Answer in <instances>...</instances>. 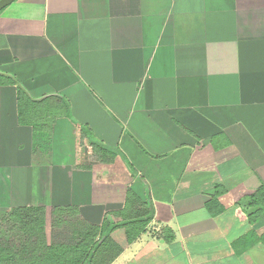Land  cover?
I'll return each instance as SVG.
<instances>
[{"label": "crops", "instance_id": "obj_1", "mask_svg": "<svg viewBox=\"0 0 264 264\" xmlns=\"http://www.w3.org/2000/svg\"><path fill=\"white\" fill-rule=\"evenodd\" d=\"M0 73V213L118 226L115 166L153 215L110 264H264V0H15Z\"/></svg>", "mask_w": 264, "mask_h": 264}, {"label": "trees", "instance_id": "obj_2", "mask_svg": "<svg viewBox=\"0 0 264 264\" xmlns=\"http://www.w3.org/2000/svg\"><path fill=\"white\" fill-rule=\"evenodd\" d=\"M9 81L18 86L19 92L24 94L19 83L13 77L9 78ZM64 102L68 109L67 102ZM80 130L82 137L90 135L88 128L81 126ZM43 139V142L41 139L39 142L34 140V148L39 146L44 151V147H48V140ZM90 144L96 155L108 154L111 157L120 155L117 150L106 148L95 141L91 135ZM131 171L132 175H136L132 168ZM259 197L260 195H258ZM251 199L253 200L252 205L257 207L259 205L257 196H253ZM131 204L139 205L142 210L139 209L134 214L128 213L127 209L131 208ZM60 213L62 214V211ZM116 215L122 220L118 226H110L106 222L100 226H92L79 220H64L62 218V225L68 221L67 232L61 236L63 237L62 241L50 243L45 235L44 209L22 207L11 210L12 221L21 222L23 220L25 222L28 229L27 237L30 240L28 239L18 250L0 244V264H110L121 253V248L110 238V232L116 228H123L127 243L130 244L145 230L151 221L153 212L147 205H142L128 189L125 207ZM52 219L55 220V218ZM53 225L52 222L51 226L53 227ZM54 237H60L59 233Z\"/></svg>", "mask_w": 264, "mask_h": 264}, {"label": "rangeland", "instance_id": "obj_3", "mask_svg": "<svg viewBox=\"0 0 264 264\" xmlns=\"http://www.w3.org/2000/svg\"><path fill=\"white\" fill-rule=\"evenodd\" d=\"M257 13L259 16L262 15L261 12H257ZM23 107H21L20 104L21 113H24L26 109ZM94 158L96 159V161L103 162V161H107L110 158V156L108 154L101 156L96 155L94 156ZM114 185H116V187L120 188V190L122 191L126 189H130V183L128 182V178L126 177L125 173L123 172L122 169H118L115 166H114ZM139 209L142 210V208L139 205L131 204V208L127 209V212L130 214H134L137 211H139ZM66 213L67 214H65V216L69 220L71 219L75 220L76 217L75 214L77 213V210L75 209L67 210ZM52 218H55V220H53ZM61 219H62V214L60 212L59 213L57 212V213H53V217L51 215L50 218H47V220H45V235L48 242L53 243L56 241L57 242L62 241L63 237L61 236L63 235V233L67 232L68 221L66 222V224L62 225ZM52 222L54 223L53 227L51 226ZM27 232L28 229L26 228L25 222H23V220L21 222L12 221L10 217V211L6 212L5 214L0 213V244L4 246H9L14 250H18L20 246H22L29 239L27 237ZM58 233L60 237H54L55 235H58Z\"/></svg>", "mask_w": 264, "mask_h": 264}, {"label": "water", "instance_id": "obj_4", "mask_svg": "<svg viewBox=\"0 0 264 264\" xmlns=\"http://www.w3.org/2000/svg\"><path fill=\"white\" fill-rule=\"evenodd\" d=\"M15 0H0V12L7 8L9 5H11ZM0 76H5L8 78H12L10 75L0 73ZM34 101H40V99L34 100Z\"/></svg>", "mask_w": 264, "mask_h": 264}]
</instances>
